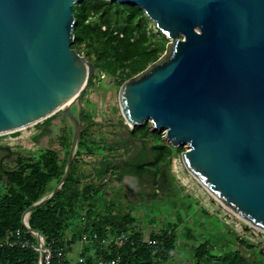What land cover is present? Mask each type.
<instances>
[{
	"label": "water",
	"instance_id": "1",
	"mask_svg": "<svg viewBox=\"0 0 264 264\" xmlns=\"http://www.w3.org/2000/svg\"><path fill=\"white\" fill-rule=\"evenodd\" d=\"M82 1L0 0V136L57 112L73 127L62 178L28 213L64 184L82 132V98L96 73L70 48L71 7ZM110 1L140 8L168 41L119 86L122 126L149 122L172 148L186 146L187 172L264 232V0Z\"/></svg>",
	"mask_w": 264,
	"mask_h": 264
},
{
	"label": "trees",
	"instance_id": "2",
	"mask_svg": "<svg viewBox=\"0 0 264 264\" xmlns=\"http://www.w3.org/2000/svg\"><path fill=\"white\" fill-rule=\"evenodd\" d=\"M71 12L75 26L70 48L78 55L85 54L98 72V78L99 74L110 76L121 85L155 62L160 57L159 50L164 52L165 45L158 46L152 41L153 34L148 27L150 21L144 12L134 5H121L106 0H83L73 4ZM157 34L164 39L159 31ZM95 79L96 77H92L89 88L94 86ZM137 131H142L144 136H154L163 143L160 135L152 132L146 124L133 128L129 135L132 136ZM158 150L154 164L159 161L171 162L170 147L164 144ZM65 164L66 159L59 165L55 152L46 151L39 155L36 162L18 160L13 169L5 170L0 167V239L7 230H16L20 226L22 214L41 200L49 184L60 181ZM72 167L57 193L30 213L29 227L45 238L62 236L68 226L80 218L78 214L83 208L84 200L77 201V196L68 191L72 184ZM82 195L89 197L90 194L88 190H84ZM80 220L84 224L71 230L73 238L78 237L83 227L91 226L99 235H105L106 230L111 233L132 230L135 221L129 214L112 212L105 213L100 218L86 214ZM195 224L202 240L197 246L190 247L192 264H214L216 261H219L217 264H248L238 250H220L223 239L218 238L216 242L211 238L212 234L218 235L221 229L215 219L206 216L205 221H196ZM209 225L213 233L208 230ZM176 228L175 224L170 230H162L150 237L158 238L161 244H143L133 252L127 251L126 264L168 262L178 248ZM189 231L188 228L186 235L191 233ZM132 236L136 239L142 238L135 231ZM0 264H37V255L19 248L0 249Z\"/></svg>",
	"mask_w": 264,
	"mask_h": 264
},
{
	"label": "crops",
	"instance_id": "3",
	"mask_svg": "<svg viewBox=\"0 0 264 264\" xmlns=\"http://www.w3.org/2000/svg\"><path fill=\"white\" fill-rule=\"evenodd\" d=\"M72 109L76 114L77 107ZM81 113L82 132L68 189L77 196V201L84 200L78 216L82 219L86 214L98 218L109 212L129 214L135 219L132 230L139 216L146 218L148 223L159 219L163 226L161 231L177 225V242L186 246L188 241L195 240L198 233L197 220H192V213L196 214L192 204L195 202L184 196L174 183L170 175L171 162L154 164L158 149L165 142L151 135L144 136L142 131L130 136L131 130L127 131L122 123L98 120L91 98H86V94ZM72 135L71 123L57 112L33 126L9 134L5 139L12 142V146H8L11 158L4 160L0 167L13 169L18 160L36 162L46 151L55 152L60 165L67 159ZM9 161L11 166L6 165ZM106 178L109 181L103 184ZM57 184H49L42 198H48ZM84 190H88L89 197L82 195ZM80 218L68 228L82 226L84 222ZM188 228L191 233L186 235Z\"/></svg>",
	"mask_w": 264,
	"mask_h": 264
},
{
	"label": "rangeland",
	"instance_id": "4",
	"mask_svg": "<svg viewBox=\"0 0 264 264\" xmlns=\"http://www.w3.org/2000/svg\"><path fill=\"white\" fill-rule=\"evenodd\" d=\"M106 1L111 2L110 0ZM148 27L152 31V41L155 42V44L158 46L167 44L168 41L164 35L163 37L165 40L158 36L157 31L159 30L156 29L153 22L150 21ZM180 38L182 37L180 36ZM162 54V50H159L158 55L161 56ZM80 56L87 60L84 53ZM93 77H96L94 87H88L84 94H86V98H91L92 104L94 105L95 117L104 123H123L117 101L118 89L120 86L119 81L113 77L103 74H99L98 78V72H96ZM73 107L76 106L74 105ZM145 124L152 132L159 134L161 140L165 142L163 139V132L153 131L149 122ZM165 144L172 149L170 175L174 180V183L184 196H187L192 200V202H195L192 204L196 207V214L192 213V220L195 219L203 222L205 221L206 216L215 219L220 224L221 229L218 235L212 236V234L211 238H213L216 242L219 239H223L220 250H226L227 248L238 250L248 264H264V233L246 224L234 214L226 210L220 203L215 201L210 196V194L194 179L191 174L187 172L180 159L181 152L187 149L186 146L172 148L168 143L165 142ZM6 165L11 166L12 162L9 161ZM180 214L182 215L181 212ZM162 227L161 220L159 219L156 220L155 223L154 221H150V223H148L146 218L139 216L138 222L131 231L138 232L144 240H148V238L152 235L159 234ZM208 230L212 232V227L210 225ZM201 240L202 238L197 233V238L195 240L188 241L186 246L185 244L177 242L178 248L174 252L172 258L168 262L161 264H192L190 260V246H197ZM218 262L216 261L214 264H217Z\"/></svg>",
	"mask_w": 264,
	"mask_h": 264
},
{
	"label": "built area",
	"instance_id": "5",
	"mask_svg": "<svg viewBox=\"0 0 264 264\" xmlns=\"http://www.w3.org/2000/svg\"><path fill=\"white\" fill-rule=\"evenodd\" d=\"M7 136L9 134L0 136V146H12V142L6 140ZM108 181L106 178L102 183ZM29 216L30 213L26 210L21 216L20 226L4 233L0 239V249L19 248L31 251L37 255V264H126L127 251L133 252L143 244H161L158 238L136 239L132 236L131 229L118 233L106 230L105 235H99L91 226L83 227L76 238H73L71 230L67 228L62 236L48 239L29 227Z\"/></svg>",
	"mask_w": 264,
	"mask_h": 264
},
{
	"label": "flooded vegetation",
	"instance_id": "6",
	"mask_svg": "<svg viewBox=\"0 0 264 264\" xmlns=\"http://www.w3.org/2000/svg\"><path fill=\"white\" fill-rule=\"evenodd\" d=\"M0 147L2 148L3 146ZM10 158H11V153L9 150L6 151L4 149H0V164H2L4 160H8Z\"/></svg>",
	"mask_w": 264,
	"mask_h": 264
},
{
	"label": "bare ground",
	"instance_id": "7",
	"mask_svg": "<svg viewBox=\"0 0 264 264\" xmlns=\"http://www.w3.org/2000/svg\"><path fill=\"white\" fill-rule=\"evenodd\" d=\"M200 184V183H199ZM201 185V184H200ZM202 186V185H201ZM203 187V186H202ZM204 188V187H203ZM205 189V188H204ZM206 190V189H205ZM207 191V190H206ZM208 192V191H207ZM209 193V192H208ZM210 194V193H209ZM210 196L215 200V201H217L218 203H219V201L213 196V195H211L210 194ZM221 204V203H220ZM222 205V204H221ZM223 206V205H222ZM224 207V206H223ZM225 208V207H224ZM226 210H228L229 212H231L232 214H234L236 217H238L239 219H241L242 220V218H240L239 216H237L235 213H233L231 210H229V209H227V208H225ZM243 222H245L246 224H248V225H251L249 222H247V221H245V220H242ZM254 228H256V227H254ZM256 229H258L259 231H261V232H263V230H261V229H259V228H256ZM264 233V232H263Z\"/></svg>",
	"mask_w": 264,
	"mask_h": 264
}]
</instances>
